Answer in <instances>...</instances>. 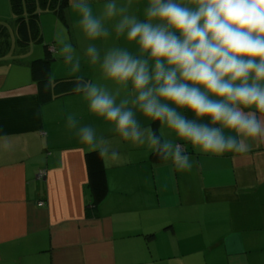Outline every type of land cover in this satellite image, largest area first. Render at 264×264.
<instances>
[{
  "label": "crops",
  "instance_id": "crops-1",
  "mask_svg": "<svg viewBox=\"0 0 264 264\" xmlns=\"http://www.w3.org/2000/svg\"><path fill=\"white\" fill-rule=\"evenodd\" d=\"M9 5L0 0V264H264V143L243 157L187 146L189 172L152 162L151 151L93 117L80 94L41 99L30 70L41 47L18 44ZM66 15L69 25L41 10L43 44L62 32L83 47L69 4ZM54 53L50 80L73 77ZM69 114L120 152L116 162L103 158L108 191L96 205L85 161L94 149L66 128Z\"/></svg>",
  "mask_w": 264,
  "mask_h": 264
},
{
  "label": "clouds",
  "instance_id": "clouds-1",
  "mask_svg": "<svg viewBox=\"0 0 264 264\" xmlns=\"http://www.w3.org/2000/svg\"><path fill=\"white\" fill-rule=\"evenodd\" d=\"M83 47L53 48L74 93L123 142L178 172L196 153L246 156L264 143V0H68ZM99 7H96V5ZM96 73L89 79L84 69ZM157 121L168 132L145 126ZM66 128L113 162L120 152L74 114Z\"/></svg>",
  "mask_w": 264,
  "mask_h": 264
},
{
  "label": "trees",
  "instance_id": "trees-1",
  "mask_svg": "<svg viewBox=\"0 0 264 264\" xmlns=\"http://www.w3.org/2000/svg\"><path fill=\"white\" fill-rule=\"evenodd\" d=\"M15 17L17 42L21 46L42 41V27L40 23V12L43 9L55 14L57 19L68 24L67 8L68 0H9ZM51 44L44 43V57L33 60L30 64L31 76L37 84L41 99L49 100L52 97H60L74 93L73 77H64L50 80V67L53 60V52L50 51ZM159 122L153 121L150 128L159 130ZM85 161L88 172V187L94 205L101 202L107 195L108 187L106 180L103 157L96 150L87 152ZM152 162H160L151 153Z\"/></svg>",
  "mask_w": 264,
  "mask_h": 264
},
{
  "label": "rangeland",
  "instance_id": "rangeland-1",
  "mask_svg": "<svg viewBox=\"0 0 264 264\" xmlns=\"http://www.w3.org/2000/svg\"><path fill=\"white\" fill-rule=\"evenodd\" d=\"M8 16H10L11 15V8H10V5H9V10H8ZM10 18V17H9ZM12 18H13V16H12ZM11 32V31H10ZM53 29H50V33L48 34V36L49 35H52L53 33ZM11 34H12V32H11ZM42 40H43V37H42ZM43 41H41V39L39 40V42H36V43H31V45H40V55H37V56H40V57H36V58H42L43 56H44V48H43V46H44V44L42 43ZM46 44H50V43H48V42H46ZM15 48V45L13 44L12 45V49H14ZM12 49L10 50V53L12 54ZM42 54H43V56H42ZM55 54V53H54ZM12 56V55H11ZM54 58H62L61 56H59V55H57V53L54 55Z\"/></svg>",
  "mask_w": 264,
  "mask_h": 264
},
{
  "label": "built area",
  "instance_id": "built-area-1",
  "mask_svg": "<svg viewBox=\"0 0 264 264\" xmlns=\"http://www.w3.org/2000/svg\"><path fill=\"white\" fill-rule=\"evenodd\" d=\"M50 51L53 52V51H54V48H53V47H50ZM45 174H46L45 170H41V171L39 172V176H40V177H44Z\"/></svg>",
  "mask_w": 264,
  "mask_h": 264
}]
</instances>
